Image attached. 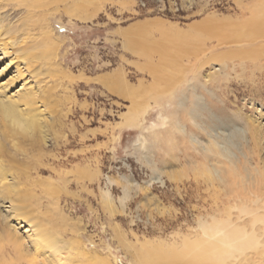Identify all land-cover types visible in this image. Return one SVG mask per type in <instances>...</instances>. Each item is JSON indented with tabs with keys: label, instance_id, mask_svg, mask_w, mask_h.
Returning <instances> with one entry per match:
<instances>
[{
	"label": "rangeland",
	"instance_id": "rangeland-1",
	"mask_svg": "<svg viewBox=\"0 0 264 264\" xmlns=\"http://www.w3.org/2000/svg\"><path fill=\"white\" fill-rule=\"evenodd\" d=\"M159 2L157 10L156 0H92L85 9L88 20L66 13L71 0L59 3L57 11L50 9L47 23L60 39L56 62L66 71L62 78L47 73L41 59H33L37 49L27 53L31 44L40 41L37 35L45 23L30 22V10L22 5L23 0H0V49L4 42L8 45V55L0 52V83L22 70L24 78L16 89L23 84L33 88L54 85L50 110L58 111L64 124L58 135L62 146L53 151L62 157L59 164L63 166L56 167L51 156L44 162V173L32 171V178L50 179L59 187L55 195L59 206L70 220L80 221V239L86 250L98 252L112 264H130L125 242L188 236L200 231L201 221L222 217L228 205L235 203V192L255 190L264 166V138L253 134L254 126L264 130V0H169L168 9L163 0ZM165 11L171 15H164ZM152 19L182 31L207 19L247 24V28L193 34L196 39L191 47L179 48L175 54V83H161L164 86H158L155 96L149 93L143 101L148 107L141 125L130 128L123 126L121 116L131 101L112 93L105 82L118 72L129 87L152 84L151 68L160 65V53L154 48L170 39L150 29L138 33L144 48H128L125 43L132 29ZM206 49V59L227 64L211 82L204 78L210 66L199 70L196 58V54L203 57ZM41 67L44 71L35 74ZM26 68L34 74L29 75ZM47 97L48 93L38 95L40 102ZM209 112L216 119L212 125L207 122ZM86 167L92 173L79 171ZM39 185L31 186V191L40 195L43 210L39 217L44 220L53 196ZM106 192L113 213L103 203ZM233 211L236 220L238 212ZM13 223L25 235L27 228ZM50 223L46 233L62 231L66 239L77 238L69 228L58 225L60 220Z\"/></svg>",
	"mask_w": 264,
	"mask_h": 264
},
{
	"label": "bare ground",
	"instance_id": "bare-ground-1",
	"mask_svg": "<svg viewBox=\"0 0 264 264\" xmlns=\"http://www.w3.org/2000/svg\"><path fill=\"white\" fill-rule=\"evenodd\" d=\"M66 1L23 0V4L21 3L30 10L28 18L31 23L33 21L37 23L41 20L45 23H42L43 26L37 35L40 41L33 46L31 44L27 53L37 49V52L32 53L35 55L33 59H41L40 61L47 67V73L51 72L62 78L65 77L66 71L64 73L60 65L56 62L58 50L61 46L60 39L54 35L51 26L47 23V19L50 14V9L57 11L60 9L59 3ZM185 1L187 2L189 0ZM71 2V5L65 7L67 14L74 15L82 20H88L90 18L86 14L87 10L85 9L88 5H91L92 0H71ZM78 12H82L81 16L76 15ZM214 20L207 19L196 26H190L189 30L186 31L177 29L172 24H166L167 22L163 23L159 20H150L149 22L141 24L142 26H137L135 29H132V32L129 31L130 36L125 41L128 48H136L137 46L141 47L140 49L144 48L142 44L145 41L142 40V34L138 33L150 29L160 31L161 33L164 32L165 34L163 35L168 37L170 42L154 48V50L160 53V65H154L156 67L151 68L153 82L150 86L142 87L143 85H140L139 88L129 87L124 79L118 76V72L105 82V85L109 88L108 90L112 93L120 94L122 97L131 101V106L128 111L121 116L123 118V126L126 125L130 128L140 126L146 107H148L143 102L147 101L145 99L146 96L149 93H153V96H155V91H157L161 83L170 86L175 83L174 71L172 70L176 66L175 62L177 59L175 58V54L179 48L183 50L187 45L191 47L193 40L196 39L195 36H192L193 34L196 35V32L200 34V31L218 30L219 33H222L224 30L227 32L226 30L230 28H234L235 31L240 27L243 29L247 28L244 27L247 24L240 25L232 23L231 21L227 24L226 20L218 22ZM28 33L25 32L24 35H28ZM132 35L140 36V38L136 39ZM189 38L190 46L188 43ZM4 43L5 46L0 49V52L3 55H8V45L6 42ZM241 43H243V40L242 42L240 41ZM181 45H183L182 48L180 47ZM219 46H213L210 49H216ZM146 48L148 52L152 50L150 47ZM259 48H263L262 45ZM207 50L209 49L203 51V57L196 54V58L198 60L197 64H199L198 68L200 67L199 70L204 68L205 65L210 66L209 70L205 72L204 78L207 82H211L214 81L215 76L219 75L221 69H223L222 67L227 64H216L215 62L212 63V58L206 59ZM246 50H249L248 45ZM240 66H244V61L240 63ZM26 71L31 76L34 74L28 68H26ZM42 71H44V67H41L40 71H37L35 74L41 73ZM24 72L18 70L15 76L11 77L5 83H0V264H5L8 259L9 262L12 260L10 264H110V260L109 262L105 257H100L95 250V252L91 251L92 253L86 250L83 244L84 242L80 239V221L77 220L74 222L72 221L73 219L70 220L67 217L68 215L59 206V197L55 196L59 187L50 179L41 180V177L37 179L32 178V171L36 174L44 173V169H42L46 167L44 162H49L48 159L51 156L58 163L56 167L63 166L59 164L62 157L56 153L54 154L53 151L58 152L57 150L62 146V138L58 135H62L64 124L62 122V115L58 111L50 110V101L51 97H53L51 92L54 90L51 87L54 85L51 87L33 88L28 87L27 84H23L20 88H15V85L23 80ZM200 72L202 73V70ZM2 74L1 72L0 75ZM70 77L68 76V78ZM42 93H48V97L45 101L40 102L38 95ZM253 128H256V131H253L254 137L255 134L261 135V139L263 140V127L254 126ZM51 143L53 149L50 148ZM82 169L79 171L85 174L92 173L89 167ZM259 172L261 173V179L254 186L255 190L252 192L247 190V192L245 191L243 193H241L242 191L235 192L237 193H234L235 197L233 201L235 203L228 205L224 215L220 218L213 216L210 221H201L199 225L200 231L196 233H190L188 236H179L177 234L178 237L172 240H138L135 244H127L125 239H121L122 242H125V246L130 249V264H262L261 259H264L261 256V252L264 253V166ZM89 179L91 180L90 177ZM36 184L44 187L45 194H51L53 196L52 200L48 202L46 208L47 214L44 220L39 217L42 213L40 210H43L40 195L38 197V195L32 194L31 191V186H36ZM62 184H66V181L63 180ZM33 197L36 199L35 206L32 203V201L34 202ZM28 202L33 205L24 206ZM103 203L109 208L110 212H114L112 199L108 193L103 196ZM233 210H237L238 212V215H235L236 220L232 219L234 217ZM38 217L43 220V224L41 222L39 223ZM53 219L60 220L58 225H62L61 228L63 229L69 228L74 234H77V238L74 236L73 238L66 239L68 235L64 237L62 231H57L56 233L49 231L46 233V226H49ZM13 222H18V225L20 223L23 224V229L27 228L25 235L19 231ZM50 234L53 236L52 238H48ZM115 260L118 261V259Z\"/></svg>",
	"mask_w": 264,
	"mask_h": 264
},
{
	"label": "snow or ice",
	"instance_id": "snow-or-ice-1",
	"mask_svg": "<svg viewBox=\"0 0 264 264\" xmlns=\"http://www.w3.org/2000/svg\"><path fill=\"white\" fill-rule=\"evenodd\" d=\"M163 6H164L165 9H168L169 8V0H163ZM160 7H161V5H160L159 0H156L155 8L158 10ZM154 14H158V13H154ZM164 15H169L170 16L171 13L165 11ZM0 67H2V66H0ZM207 122H208L209 125H212L213 123L216 122L215 115L213 113L209 112L207 114Z\"/></svg>",
	"mask_w": 264,
	"mask_h": 264
}]
</instances>
